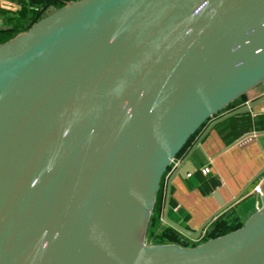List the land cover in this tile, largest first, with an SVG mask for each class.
Wrapping results in <instances>:
<instances>
[{"label": "water", "instance_id": "water-1", "mask_svg": "<svg viewBox=\"0 0 264 264\" xmlns=\"http://www.w3.org/2000/svg\"><path fill=\"white\" fill-rule=\"evenodd\" d=\"M264 82V0H74L0 43V264H264V193L194 247L144 244L191 135ZM198 239L263 171L195 231ZM263 132L248 133L238 141ZM185 168V167H184Z\"/></svg>", "mask_w": 264, "mask_h": 264}, {"label": "crops", "instance_id": "crops-1", "mask_svg": "<svg viewBox=\"0 0 264 264\" xmlns=\"http://www.w3.org/2000/svg\"><path fill=\"white\" fill-rule=\"evenodd\" d=\"M262 95H264V82L259 83L247 91L245 103L255 100ZM227 112H229V110L211 117V119L204 124L192 141L188 152L198 142L209 123ZM263 131L264 101L256 104L247 112L230 116L215 123L207 130L200 140L198 147H196L189 158L191 164L189 166L185 164L183 168H181L183 174L187 169L186 167L193 169V172L187 174L186 177L177 174L171 181L169 206L174 216L181 219L185 224L186 229L191 231L197 230L203 222L218 209L219 205L212 196L214 190H217L222 199L228 202L233 199L257 173L264 169V134L253 135L242 141H238L245 134ZM186 154L177 158L175 164H173L174 166L167 172L165 178L166 184L176 164L179 163ZM204 166L210 167V172L208 174L202 173V168ZM189 178L195 179L196 183L199 184L189 186L187 181ZM256 185L259 186L260 193L254 191V186ZM252 193L259 198L255 205L256 210L261 204L260 194L264 193V171L247 188L241 197H245ZM234 203L222 212L229 211L230 207L235 205ZM248 216H246L244 220H246Z\"/></svg>", "mask_w": 264, "mask_h": 264}, {"label": "trees", "instance_id": "trees-1", "mask_svg": "<svg viewBox=\"0 0 264 264\" xmlns=\"http://www.w3.org/2000/svg\"><path fill=\"white\" fill-rule=\"evenodd\" d=\"M69 1L70 0H20L21 2L20 8L16 10H13L11 5L6 4L7 6H5L4 3H0V7H1L0 19H4L6 21L9 20V22L10 21L13 22V24H11L6 28L0 27V43H3L6 40L10 39L15 32L24 31L28 29L30 25H32V23L40 19L41 12L44 9V7L53 6L59 8ZM246 99H247L246 94L239 96L235 101L231 102L229 105L226 106L225 109H223L219 113L226 110L232 111L244 105ZM208 121H206L204 124H206ZM203 126H201L196 131V133L190 136V138L183 146L181 151L178 153L176 158H179L188 152L192 144V141L194 140L195 136ZM171 167L172 164L168 167L167 171L164 173L160 183V188L156 192L155 201L149 219V228H148L150 231L149 238H152L153 236L151 231L155 229L157 226H159L161 219H163V209H164L166 187H167L165 178L167 172L171 169ZM194 180L193 178H189V180H187L189 186H194L199 184L196 183V180L195 181ZM258 200H259L258 196L255 195L254 193L249 194L245 197H240L237 200V202L234 203L235 205L230 207L229 211L220 213L205 226L203 230H206L207 232L204 237L205 238L204 241L213 237L226 234L230 231H233L241 227L245 221L244 220L245 217L250 215L252 212H254L255 205ZM169 203H170V198H169ZM167 214L170 220H172L179 226L186 228L182 220L174 216L173 212L170 209V206L168 208ZM168 228H170V230L175 233L182 234L181 232H179L170 225L168 226Z\"/></svg>", "mask_w": 264, "mask_h": 264}, {"label": "rangeland", "instance_id": "rangeland-1", "mask_svg": "<svg viewBox=\"0 0 264 264\" xmlns=\"http://www.w3.org/2000/svg\"><path fill=\"white\" fill-rule=\"evenodd\" d=\"M0 3H4L5 6L11 5L13 10H16V9L20 8L21 2H20V0H0ZM61 7H59V8H61ZM59 8H56L53 6L44 7V9L41 12V17L39 20L48 16L49 14L53 13L54 11H56ZM0 9H1V7H0ZM13 10H12V13H13ZM39 20L32 23V25L35 24L36 22H38ZM11 24H13V22H11V21L9 22V20L6 21L4 19H0V27L6 28V27L10 26ZM32 25H30V27ZM28 29H26V30H28ZM26 30H24V31H26ZM20 32H23V31L15 32L12 37H14L16 34H18ZM150 215H151V212H150ZM150 215H149V218L147 221V227H146V230H145V233L143 236L142 242L144 244H147V245H149V244H178L179 246H182V247H194L197 244H200L201 242H203L205 239L204 237H205L206 232H207L206 230L202 231V233L198 239H191L190 237H188L184 234L175 233V232L171 231L170 228H168L169 224L167 222H165L163 219H161L159 226H157L155 229H153L151 231L153 236H152V238H149V232L150 231L148 228H149ZM167 216H168V214H167Z\"/></svg>", "mask_w": 264, "mask_h": 264}, {"label": "built area", "instance_id": "built-area-1", "mask_svg": "<svg viewBox=\"0 0 264 264\" xmlns=\"http://www.w3.org/2000/svg\"><path fill=\"white\" fill-rule=\"evenodd\" d=\"M175 161H176V159L172 161V163H171L172 164V167L174 166L173 164H175ZM209 172H210V167L209 166H204L202 168V173L203 174H208ZM254 191L260 193V189H259V186L258 185L254 186Z\"/></svg>", "mask_w": 264, "mask_h": 264}]
</instances>
